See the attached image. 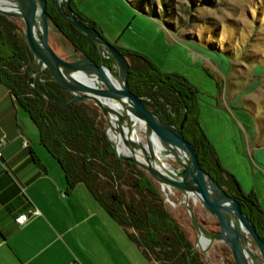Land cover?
Returning <instances> with one entry per match:
<instances>
[{
	"label": "trees",
	"instance_id": "16d2710c",
	"mask_svg": "<svg viewBox=\"0 0 264 264\" xmlns=\"http://www.w3.org/2000/svg\"><path fill=\"white\" fill-rule=\"evenodd\" d=\"M45 1L49 23L73 50L103 64L99 55L101 47L63 20L56 11L54 0ZM134 1L140 3V10L154 16L145 10V3ZM150 4L153 14L157 15L158 5L155 1ZM169 10L173 14L172 9ZM173 16L164 24L168 30L174 28ZM114 46L129 62V89L142 97L153 113L177 126L186 112L183 137L199 153L202 168L228 194L239 200L259 237L264 240V212L255 194L242 191L235 177L220 165L213 145L198 123L197 89L185 76L176 72L163 73L139 53ZM32 60L33 55L20 27L13 18L0 14V83L36 126L39 142L56 159L67 188L83 184L123 228L149 264H203L180 224L165 208L155 181L135 163L116 156L104 129L105 121L97 108L89 102L60 105L47 101L27 81ZM112 62L105 64L110 67ZM31 82L57 101L69 98L47 69L33 76ZM129 190L130 195L127 194Z\"/></svg>",
	"mask_w": 264,
	"mask_h": 264
},
{
	"label": "rangeland",
	"instance_id": "374dc122",
	"mask_svg": "<svg viewBox=\"0 0 264 264\" xmlns=\"http://www.w3.org/2000/svg\"><path fill=\"white\" fill-rule=\"evenodd\" d=\"M153 1L158 5L157 15L150 4ZM209 1L141 0L152 17L140 10V3L134 0H71L70 7L111 44L139 53L163 73L185 76L197 89L198 123L213 145L211 132L219 133L223 123L226 130L235 132L234 122L251 127L264 119V0ZM166 4L174 14L172 30L164 26L173 15ZM13 19L24 34L22 21ZM48 41L63 58L69 59L76 53L61 34L50 31ZM86 102L94 105L92 101ZM138 132L142 134L141 130ZM156 184L165 208L180 224L202 263L232 264L231 253L222 242L214 241L206 253L199 251L188 213L177 203L180 193L174 190L173 206L165 201L160 185ZM193 208L206 229H217L215 217L199 201Z\"/></svg>",
	"mask_w": 264,
	"mask_h": 264
},
{
	"label": "water",
	"instance_id": "95a60500",
	"mask_svg": "<svg viewBox=\"0 0 264 264\" xmlns=\"http://www.w3.org/2000/svg\"><path fill=\"white\" fill-rule=\"evenodd\" d=\"M54 5L63 20L111 54L116 70L83 54L74 53L72 60L58 55L48 41L50 31L59 33L49 25L45 0H0V14L20 19L23 23L26 44L33 55L28 83L52 103L68 105L92 101L105 119L107 138L116 156L135 163L156 183L181 194L177 203L188 213L196 232L195 246L200 252L206 253L217 241L228 247L233 264H264V240L259 237L252 220L243 211L239 200L228 194L202 168L199 153L183 137L186 112L177 126L160 119L145 105L142 97L129 89V62L118 48L96 28L77 17L69 0H54ZM66 50L69 52V48ZM39 63L63 87L69 96L66 101L53 99L31 82L38 73L35 68ZM134 119L142 123L138 129L142 131V140L131 137ZM108 131L115 134L117 141L109 138ZM119 142L124 151L117 149ZM189 195H194L201 206L215 217L216 230L206 229L205 223L198 220ZM201 239L205 241L204 246L200 245Z\"/></svg>",
	"mask_w": 264,
	"mask_h": 264
},
{
	"label": "crops",
	"instance_id": "0c3cea01",
	"mask_svg": "<svg viewBox=\"0 0 264 264\" xmlns=\"http://www.w3.org/2000/svg\"><path fill=\"white\" fill-rule=\"evenodd\" d=\"M31 122L0 83V264H149L83 184L67 188ZM234 125L235 132L224 123L219 133L211 132L213 147L264 212V119L251 127ZM32 206L40 214L18 226L14 217Z\"/></svg>",
	"mask_w": 264,
	"mask_h": 264
},
{
	"label": "built area",
	"instance_id": "2783aa9c",
	"mask_svg": "<svg viewBox=\"0 0 264 264\" xmlns=\"http://www.w3.org/2000/svg\"><path fill=\"white\" fill-rule=\"evenodd\" d=\"M99 55H100V58L103 60V65L107 66L105 63L109 62L110 60H113L111 54L105 49V48H102L100 49L99 51ZM109 67V66H107ZM111 70L115 71L116 69V64L115 62L113 61L109 67ZM37 69H38V72H42L46 69V67L43 65V64H38L37 65ZM106 132V131H105ZM107 135V134H106ZM5 140L3 137L0 138V147L4 144ZM23 145H26V142L23 143ZM167 188V191L165 190ZM160 190L165 198V201H167L169 204H173V206H175V201H173L171 199V197L174 195V189H170L166 186H161L160 185ZM176 191V190H175ZM181 196V194H180ZM189 200H191V202L193 204H196L199 200L196 198V201L192 198H189ZM40 214V211L32 206L27 212L25 213H20V214H17L14 218V221L15 223L18 225V226H21L23 224H25L32 216H36V215H39ZM69 264H79L78 260L77 259H74L72 262H70Z\"/></svg>",
	"mask_w": 264,
	"mask_h": 264
},
{
	"label": "bare ground",
	"instance_id": "6f19581e",
	"mask_svg": "<svg viewBox=\"0 0 264 264\" xmlns=\"http://www.w3.org/2000/svg\"><path fill=\"white\" fill-rule=\"evenodd\" d=\"M133 121L135 122V128H134L133 131H132V135H131V137H132L134 140H137V139H140V138H141V140H142V137H141V135H140L139 132H138V129H139V127L142 126V123H141V121L136 120V119H134ZM108 136L110 137V139H111L112 141H117V138H116L115 134H114L112 131H108ZM117 149H118L119 151H124V148H123L121 142H119V143L117 144ZM165 190L167 191V188H166ZM189 198H192V199H194V200L196 201V197H195L194 195H189ZM172 205H173V204H172ZM200 245H202V246L205 245V241H204L203 239L200 240Z\"/></svg>",
	"mask_w": 264,
	"mask_h": 264
},
{
	"label": "flooded vegetation",
	"instance_id": "af4514ba",
	"mask_svg": "<svg viewBox=\"0 0 264 264\" xmlns=\"http://www.w3.org/2000/svg\"><path fill=\"white\" fill-rule=\"evenodd\" d=\"M63 8H64V5H63ZM64 10H66L65 8H64ZM50 25V24H49ZM52 25V24H51ZM53 26V25H52ZM54 28V27H53ZM66 48H68V47H65V49ZM74 51V50H73ZM69 52H71V49L69 48ZM74 54V53H73ZM73 54L71 55V56H73ZM77 54H80V53H77Z\"/></svg>",
	"mask_w": 264,
	"mask_h": 264
}]
</instances>
